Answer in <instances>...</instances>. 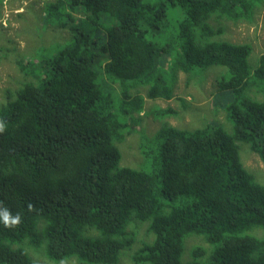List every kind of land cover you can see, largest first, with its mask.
Instances as JSON below:
<instances>
[{
  "label": "trees",
  "instance_id": "obj_1",
  "mask_svg": "<svg viewBox=\"0 0 264 264\" xmlns=\"http://www.w3.org/2000/svg\"><path fill=\"white\" fill-rule=\"evenodd\" d=\"M262 6L46 0L43 17L69 38L51 55L16 60L31 81L0 107V208L21 216L19 226L0 223V264H32L36 251L55 264H264V185L238 145L264 166V101L246 96L264 86V54L250 67L249 44L209 40ZM86 27L102 29V42ZM211 66L229 75L220 91L232 94V131L163 123L139 132L138 165L121 166L118 145L138 132L146 101L171 100L179 73Z\"/></svg>",
  "mask_w": 264,
  "mask_h": 264
},
{
  "label": "rangeland",
  "instance_id": "obj_2",
  "mask_svg": "<svg viewBox=\"0 0 264 264\" xmlns=\"http://www.w3.org/2000/svg\"><path fill=\"white\" fill-rule=\"evenodd\" d=\"M45 1L0 0V107L5 103L8 91L17 89L23 81H31L30 77H25L18 69L16 60L24 59L25 61L32 58L36 60L43 53L51 55L57 46L66 43L63 40L69 38V33L65 30L54 32L48 20L43 17L42 5ZM179 19L180 16L176 19L171 18L170 25L176 26ZM209 21L207 23L211 27ZM222 24L225 27L222 34L213 35L209 40L226 39L234 43L249 44L251 53L248 64L250 67L256 66L258 57L264 54V6L255 11L250 21L237 23L224 21ZM86 29L91 32L93 38L98 37V41L102 42L100 39L103 34L102 29L99 27H86ZM173 37L174 34L170 35V39ZM194 73L196 76L192 77L179 73L174 97L171 100L146 101L141 124L136 127L138 132L127 135L118 145L121 166L136 167L138 165L141 159L138 147L141 134L139 132L143 130L144 136L150 137L163 123L186 131L202 127L212 128L215 124L221 126L227 133L232 131V124L226 113V106L232 94L229 91H220V82L228 79L227 70L221 66H211L197 69ZM246 96L256 101H264V86H258V88L248 86ZM165 108L172 110L167 116L161 111ZM238 145L244 167L253 174L258 183L264 185L263 164L255 153L247 150L248 145L241 143ZM188 241L191 247L194 244L193 240L190 238ZM186 254L188 251L185 252ZM28 255L30 258L29 251ZM32 255V264H55L48 262L41 251L33 252ZM126 259L122 258L121 264H130ZM61 264L77 263L70 260Z\"/></svg>",
  "mask_w": 264,
  "mask_h": 264
},
{
  "label": "clouds",
  "instance_id": "obj_3",
  "mask_svg": "<svg viewBox=\"0 0 264 264\" xmlns=\"http://www.w3.org/2000/svg\"><path fill=\"white\" fill-rule=\"evenodd\" d=\"M5 128V122L0 120V133H3ZM0 223L6 228L16 227L21 223V216L19 214L13 216L7 208H0Z\"/></svg>",
  "mask_w": 264,
  "mask_h": 264
},
{
  "label": "bare ground",
  "instance_id": "obj_4",
  "mask_svg": "<svg viewBox=\"0 0 264 264\" xmlns=\"http://www.w3.org/2000/svg\"><path fill=\"white\" fill-rule=\"evenodd\" d=\"M44 241V240H43ZM42 249V248H41ZM30 251V250H29ZM33 251V250H32ZM32 253V252H31ZM61 264V263H60Z\"/></svg>",
  "mask_w": 264,
  "mask_h": 264
}]
</instances>
